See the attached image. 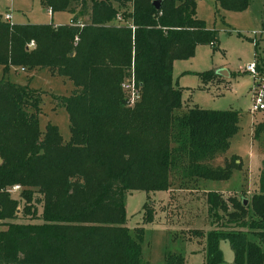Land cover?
Listing matches in <instances>:
<instances>
[{"label":"trees","instance_id":"trees-1","mask_svg":"<svg viewBox=\"0 0 264 264\" xmlns=\"http://www.w3.org/2000/svg\"><path fill=\"white\" fill-rule=\"evenodd\" d=\"M40 2L51 14L67 12L71 24L0 19V264H146L144 230L125 226L124 196L197 190L202 181L225 180L240 167L233 156L221 167L211 164L225 156L238 114L182 109L181 89L171 81L172 62L190 58L198 44L213 49L217 32L195 16L196 0ZM248 2L214 0L220 10L233 12ZM255 47L254 67L264 71ZM11 68L44 70L71 83L69 95H50L67 115V141L54 125L40 130L46 93L31 89L29 78L24 84L4 79ZM214 75L205 72L200 80ZM130 77L138 92L132 106L121 89ZM252 139L264 148V116L255 122ZM14 185L20 187L23 215L37 223L8 222L19 205L6 192ZM204 197L217 226L205 234L189 232L204 240V264H223L221 240L232 264H263L264 156L257 189L248 198L224 199L213 191ZM141 221H153L147 201ZM164 264L184 263L180 255L167 254Z\"/></svg>","mask_w":264,"mask_h":264},{"label":"rangeland","instance_id":"rangeland-1","mask_svg":"<svg viewBox=\"0 0 264 264\" xmlns=\"http://www.w3.org/2000/svg\"><path fill=\"white\" fill-rule=\"evenodd\" d=\"M8 12L11 15L9 23L16 24L64 25L69 20L66 12H54L49 16L40 0H0V17ZM195 16L207 29L216 30L214 48L198 44L190 58L173 61L171 81L181 89L183 101H190L204 110L238 114V130L230 138L225 156L216 157L211 164L221 167L225 158L233 156L240 167L233 169L225 180L202 181L201 189L190 190L189 186H184L148 194L133 191L124 196L125 226L129 230L141 226L144 230L141 258L146 264H164L167 254L180 255L184 264H204V240L189 237V232L201 230L205 234L217 226L206 212L205 192L220 193L224 199L230 196L248 198L251 192L247 193L246 187L258 167L259 143L251 142V123L253 117L264 116V112L252 116L255 82L252 75L245 72V67L254 63V46L260 64H264V0H249L247 7L239 12L220 10L214 0H196ZM222 69L231 75L227 89L200 80V74ZM255 70L264 79V71ZM3 77L17 84H24L29 78L31 89L45 92L41 98L39 128L42 131L46 123L54 125L62 140L67 141V115L62 108L53 105L50 95H69L71 83L44 70L28 74L11 68ZM10 197L18 200L17 194ZM146 201L153 211L151 223L141 221L142 205ZM18 202L16 219L8 222L37 223L23 215V202ZM36 211L38 216L40 206H36ZM218 247L223 264H231L232 252L228 243L221 240Z\"/></svg>","mask_w":264,"mask_h":264},{"label":"built area","instance_id":"built-area-1","mask_svg":"<svg viewBox=\"0 0 264 264\" xmlns=\"http://www.w3.org/2000/svg\"><path fill=\"white\" fill-rule=\"evenodd\" d=\"M1 20L4 22H10L11 17L10 13H5L1 16ZM115 21L117 23L122 24V19L119 16H116ZM71 24V22H69ZM29 47L32 46V43L28 44ZM20 72H24L23 68H18ZM245 72L250 73L255 82V86L253 89V104L251 107V113H261L264 112V79L258 76V73L255 70L254 63L248 64L245 67ZM121 89L125 93L127 98V105L132 106L138 99V92L133 84V79L130 77L124 83L121 84ZM20 191V187L18 185H14L6 190L9 196L13 194H17Z\"/></svg>","mask_w":264,"mask_h":264},{"label":"crops","instance_id":"crops-1","mask_svg":"<svg viewBox=\"0 0 264 264\" xmlns=\"http://www.w3.org/2000/svg\"><path fill=\"white\" fill-rule=\"evenodd\" d=\"M48 11V10H47ZM9 13V12H8ZM49 13V16H51L52 14L48 11ZM67 13V12H66ZM68 14V13H67ZM69 15V14H68ZM11 17V15H10ZM1 19V17H0ZM70 22V15H69V20L67 21V23H64L65 24H68ZM12 24H16V23H12ZM52 25H59V24H52ZM175 62V61H174ZM174 62L172 63V65L174 64ZM223 70V69H222ZM215 73V72H214ZM222 74L224 76H220L218 74H215L214 75V78L210 81H207V82H204V83H208L209 85L210 84H213L214 86H222L223 89H227L230 85V78H231V75L228 74L225 70H223ZM226 75V77H225ZM181 102H182V109H185V108H188L190 106H197L196 104L194 103H191L190 101H187V100H182V97H181ZM198 107V106H197ZM252 116H255V114H252ZM263 116H255L252 118V123H251V127L253 129V126L255 124L256 121H258L259 119H261ZM251 142H254V140L252 139L251 137ZM259 145V152H258V157H257V161H258V167H257V170H256V174L254 177H252L250 179V183L247 184V187H246V192L248 193L249 191L251 193H253L256 189H257V176H258V172H259V168H260V162L264 156V148L260 145ZM247 171V169L245 170ZM192 235L189 234V237H191ZM231 264H232V261H231Z\"/></svg>","mask_w":264,"mask_h":264},{"label":"water","instance_id":"water-1","mask_svg":"<svg viewBox=\"0 0 264 264\" xmlns=\"http://www.w3.org/2000/svg\"><path fill=\"white\" fill-rule=\"evenodd\" d=\"M153 6H154L155 8H157V7H158L157 2H154V3H153ZM222 72H223V70H219V71L215 72L214 74H218V75H220V76H224V75L222 74ZM225 77H226V75H225ZM245 204H246V200H243V205H245Z\"/></svg>","mask_w":264,"mask_h":264}]
</instances>
